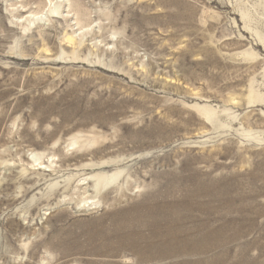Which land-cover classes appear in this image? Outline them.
<instances>
[{"label":"rangeland","instance_id":"obj_1","mask_svg":"<svg viewBox=\"0 0 264 264\" xmlns=\"http://www.w3.org/2000/svg\"><path fill=\"white\" fill-rule=\"evenodd\" d=\"M0 264H264V0H0Z\"/></svg>","mask_w":264,"mask_h":264},{"label":"bare ground","instance_id":"obj_2","mask_svg":"<svg viewBox=\"0 0 264 264\" xmlns=\"http://www.w3.org/2000/svg\"><path fill=\"white\" fill-rule=\"evenodd\" d=\"M193 230H194V229H193ZM172 231H174V230L172 229ZM186 232H187V231H186ZM179 233H180V232H179ZM190 234H192V233H190ZM188 235H189V233H188ZM175 236H176V235H175ZM177 236H178V235H177ZM191 240H192V239H191ZM191 240H190V241H191Z\"/></svg>","mask_w":264,"mask_h":264}]
</instances>
